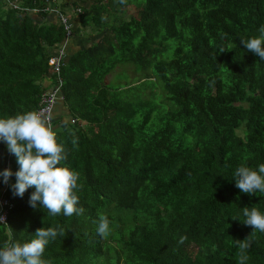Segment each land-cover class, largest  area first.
Returning a JSON list of instances; mask_svg holds the SVG:
<instances>
[{
    "label": "trees",
    "instance_id": "obj_1",
    "mask_svg": "<svg viewBox=\"0 0 264 264\" xmlns=\"http://www.w3.org/2000/svg\"><path fill=\"white\" fill-rule=\"evenodd\" d=\"M10 3L0 0V118L39 111L61 79L68 120H55L56 106L50 123L79 173L84 212L47 215L30 206L34 187L19 197L15 175L7 184L0 177V248L60 225L64 235L44 253L50 264H238L236 240L253 229L232 218L243 220L245 207L264 213V196L234 181L241 164H264V60L241 43L259 35L264 0ZM66 39L56 73L48 60ZM76 40L86 42L71 52ZM124 63L146 82L107 83ZM6 169L19 165L0 142ZM101 215L110 221L105 238ZM246 254V264H264V233Z\"/></svg>",
    "mask_w": 264,
    "mask_h": 264
},
{
    "label": "clouds",
    "instance_id": "obj_2",
    "mask_svg": "<svg viewBox=\"0 0 264 264\" xmlns=\"http://www.w3.org/2000/svg\"><path fill=\"white\" fill-rule=\"evenodd\" d=\"M120 2L125 3L126 0ZM258 31V36L242 39L241 43L264 60V25ZM0 142L6 143L19 165L15 173L10 169L0 172L5 184L15 175L16 182L11 186L14 195L23 197L29 188L34 187L29 201L31 207L36 208L39 204L47 210V215L52 216L61 213L67 217L83 214L84 209L78 207L79 173L66 166L68 153L42 112L29 111L0 118ZM234 181L242 193L264 196V164H260L256 170L241 164L234 172ZM242 213L243 220L239 216L232 219H239L253 231L246 239L236 240L238 264H246L249 259L246 251L251 247V237L256 232L264 233V213L258 207H245ZM2 221L3 217H0ZM96 231L102 238L110 234V221L106 216L99 217ZM58 235L63 236L64 230L60 225H55L38 229L28 242H6L0 248V264H50L49 260L44 259V253L49 242ZM186 239L181 237L179 242L183 243Z\"/></svg>",
    "mask_w": 264,
    "mask_h": 264
},
{
    "label": "built area",
    "instance_id": "obj_3",
    "mask_svg": "<svg viewBox=\"0 0 264 264\" xmlns=\"http://www.w3.org/2000/svg\"><path fill=\"white\" fill-rule=\"evenodd\" d=\"M6 2L10 3V0H5ZM10 6H12L14 9L20 10L21 8H19L16 5H13L12 3H10ZM59 18L61 20L62 25L64 26V30L66 31V36L70 35V25L67 21V18L64 17L63 15H61L60 13H58ZM67 43V39L63 42L61 48L59 49V51L54 54L53 56H51L48 60V64L54 69V71L56 73H58L60 71V67L64 62V50H65V44ZM62 81L61 79L58 78L57 80V85L55 86V88H53L52 90L44 93V95L42 96L41 99V103L42 104V108L39 110V112H42V114L50 121V117L53 113V110L56 106V103L60 100V94H59V90L61 87ZM2 204V203H1ZM6 211L1 210L0 211V217H3V221L0 222V224H4L6 222Z\"/></svg>",
    "mask_w": 264,
    "mask_h": 264
},
{
    "label": "rangeland",
    "instance_id": "obj_4",
    "mask_svg": "<svg viewBox=\"0 0 264 264\" xmlns=\"http://www.w3.org/2000/svg\"><path fill=\"white\" fill-rule=\"evenodd\" d=\"M129 12H132V8H128ZM86 41L81 42L82 46ZM183 43V40L173 41V45H180ZM114 58V57H113ZM111 80V83L116 85L117 87H123L126 83L131 85H141L143 82L145 83L143 74L135 70V67L132 64L124 63L122 65L117 66L111 74L106 78V82ZM157 87L161 86L159 81L154 82ZM143 87V86H142ZM159 91V90H158ZM61 108V106L59 105ZM68 120V118H66Z\"/></svg>",
    "mask_w": 264,
    "mask_h": 264
},
{
    "label": "crops",
    "instance_id": "obj_5",
    "mask_svg": "<svg viewBox=\"0 0 264 264\" xmlns=\"http://www.w3.org/2000/svg\"><path fill=\"white\" fill-rule=\"evenodd\" d=\"M75 22V21H74ZM81 40L78 41H74L72 44H71V52L75 51V50H78L79 48H81L82 44H81ZM59 105L61 106V108L59 107ZM56 112L54 114V118L55 120H58L60 118H62V120H66L67 118V110L63 107L62 103L61 102H58L57 105H56Z\"/></svg>",
    "mask_w": 264,
    "mask_h": 264
}]
</instances>
